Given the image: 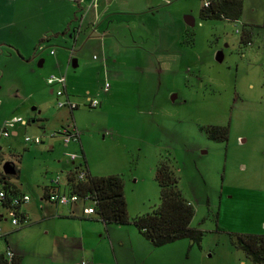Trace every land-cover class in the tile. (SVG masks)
I'll return each mask as SVG.
<instances>
[{
    "label": "rangeland",
    "instance_id": "obj_1",
    "mask_svg": "<svg viewBox=\"0 0 264 264\" xmlns=\"http://www.w3.org/2000/svg\"><path fill=\"white\" fill-rule=\"evenodd\" d=\"M172 1L150 11L156 16L144 41L124 36L111 57L89 39L109 34L99 12L83 30L86 17L80 18L77 32L84 33L75 41L72 0H0V172L10 162L15 172L5 173L7 180L31 198L23 205L29 224L17 230L9 220L0 224L25 264H252L230 236L264 234V27L255 30L252 45L241 43L243 27L264 24V2H245L238 20H205L204 0ZM67 27L66 38L53 36ZM102 50L113 62L108 93L102 91L105 71L99 74L93 59ZM77 71L86 73L85 86L100 106L85 105L86 88L79 90L82 83L72 75ZM64 72L79 95L74 111L59 108L57 87L53 94L47 84ZM210 125L229 126L228 140L210 139ZM74 127L81 141L52 136ZM83 150L93 175L124 178L132 219L160 205L155 169L169 157L195 208L191 225L203 231L200 244L185 238L156 247L133 223L105 225L90 200L71 206L44 198L45 188L57 177L65 182L71 167L86 168ZM71 207L95 219L64 220ZM49 211L57 218L45 220ZM7 249L0 238V252Z\"/></svg>",
    "mask_w": 264,
    "mask_h": 264
},
{
    "label": "trees",
    "instance_id": "obj_2",
    "mask_svg": "<svg viewBox=\"0 0 264 264\" xmlns=\"http://www.w3.org/2000/svg\"><path fill=\"white\" fill-rule=\"evenodd\" d=\"M243 4L244 0H211L209 6L203 5L201 8L200 17L205 20H238L242 16ZM246 28L243 27L241 33V43L244 45L250 41L252 36V32ZM205 132L214 141H224L228 140L229 126L210 125L205 127ZM85 166L86 177L83 180L76 178L75 171L70 173L68 190L78 194L84 201V198L88 197V200L94 203L97 218L105 225L133 223L139 232L156 247L185 238L189 239L192 244H200L203 231L191 225L195 208L182 192L179 186V177L176 175L169 157H162L155 169V180L160 187V205L150 212L135 216L133 219L129 215L124 178L120 174L92 175L87 170L86 161ZM0 178L6 179L8 196L21 193L15 184L7 180L5 172H0ZM54 188L57 187H46L44 198L49 200V193ZM7 201H10L9 197L3 201V206H6ZM21 211L20 216L26 218V222H23L15 230L30 223L29 215L22 209ZM84 215L87 214L84 213ZM70 217L74 218V216ZM1 238H4L8 245L7 235ZM230 239L236 248L245 253L252 264H264V234L232 233ZM22 261V255L14 253L10 259L6 252L0 253V264H22Z\"/></svg>",
    "mask_w": 264,
    "mask_h": 264
},
{
    "label": "crops",
    "instance_id": "obj_3",
    "mask_svg": "<svg viewBox=\"0 0 264 264\" xmlns=\"http://www.w3.org/2000/svg\"><path fill=\"white\" fill-rule=\"evenodd\" d=\"M247 1L248 0H244V3L245 2L247 3ZM250 1L252 3V0H249V2ZM72 2L74 3V5H76V10L74 11V19L75 20H73V21H75V23L74 24L71 23L72 26H73L72 27L73 31L76 33V35L74 36V40L76 41L77 35H80V33H84V31H81L80 33L77 32V30H78L77 27H79L80 24H81L80 18L82 16H84V15L86 17V19L84 17L85 20L81 24V26H82L81 30H83L85 26H87V25L91 24L92 22L96 21L95 14L98 15V12H99V14L101 16L100 21L104 20L105 17H106V20L104 21V23H109L108 24L109 25V29H108L109 34L107 35L106 39L99 38L98 36H96V37L92 36L91 38L89 37V39L95 40V41H100V43L102 44V49L107 47L108 50L106 49V51L109 53V56H111V57H113V55H114V49L117 48L118 45H120L121 42L124 40L123 39L124 36L126 37L128 35L126 37V39H132L133 38V39L144 41L145 40L144 38L147 35V33H144V30H146V28H149L150 26L154 25V23H152V22L154 21L153 19L156 16V14H155V16H152V13L150 11L154 10V9H157V11H158V9L164 3L166 5H168V4L172 5V3H173L172 0H99L98 8L96 10L95 9L88 10L90 0H72ZM263 2H264V0H263ZM186 19H189L190 21H191V19L194 20V18L192 16H185V22H186ZM194 23H195V20H194ZM71 24H70V26H71ZM186 24H188V23L186 22ZM249 25L250 26L248 27V30H250L252 32V35L254 34L255 30H257V28H260V27L263 28L264 27V24L250 23ZM259 25H262V26H259ZM144 26H146V27H144ZM68 28L69 27H67L63 31L55 32V34H53V36H55V37L63 36L64 38H66L67 35H68V32H69V31H67ZM252 42H253V37L251 36L250 37V41L247 42L245 45H247V46L248 45H252ZM122 44H123V42H122ZM135 45H136V48H137L135 50V53H139L142 56H144L145 54L142 51V47L137 45V44H135ZM105 52H104V50H102L101 57H98L97 55H94L93 59L95 61H98L97 66L99 67V74L101 73L102 68L105 71V77H104V80H103V85H102V89L103 90L102 91L105 92V93H108V92H110L112 90V84H111V82L109 80V77H108L109 73H108V69L107 68H108V65L112 64L113 62H111L109 59H106ZM74 60H76V63H77L76 67L73 66V64H74L73 61ZM73 61H72L73 68H78L80 66L79 60L73 59ZM107 61H109V62H107ZM115 61L116 60H114V62ZM40 63H42V64H40ZM43 63H44V60L41 59L40 62H39V65L40 66L43 65ZM62 74L66 76V96H68L72 101H75L76 103H78L79 107H80L81 103L78 100H76V98H77L76 96H79V95H76L75 93H73L68 87L67 75H66L67 73L64 72ZM85 74L86 73H82L81 74V73H79V71H77L76 73L72 74L76 78L78 76V81H81V83H82V86L80 87L79 90H83V89L86 88L85 93L81 97H83L86 100L85 101V105H87L89 103L88 99H89V97H91L93 99H98V101H99V105L98 106H100L101 105V100L98 97H96V95H94V93H92V88H91L92 86H88V87L85 86V85H87L84 82ZM107 81L110 83V88L108 90H105L104 87H105V83ZM74 88L78 89L76 84L74 85ZM50 89H51V93L55 94V91H53V87L52 86H50ZM56 97H57V95H56ZM57 101H58V97H57ZM79 107H77L76 109H78ZM76 109H74V110H76ZM74 110H72V111H74ZM74 129L77 130L75 127H74ZM13 130H14L13 134L17 135V131L15 129H13ZM70 140H73V142L81 141V133H80V135H79L77 140H74V139H70ZM83 152H84V150H83ZM83 159H85V161H87V163H88L87 164V170H89L91 172L90 164H89V162L87 160V156H86L85 152L83 153ZM71 168L69 169L70 171H68L66 173V177L64 179L65 182L62 181V179L60 177L59 183L54 182L52 186H54V185L58 186V188L60 190L64 191L63 189L66 188L64 186V184H66L67 187H68V177H69L70 173L73 172L75 169L80 168V167H75L74 166L72 169ZM2 171H4V170L2 169ZM91 174H92V172H91ZM113 174H117V173H113ZM94 175H96V176H106V175H111V174H94ZM19 190H20L21 193L27 194L26 192L22 191L21 189H19ZM23 205H22V209H23V211H25L27 213V210H25ZM69 210H70V216H74V218L70 217V216L69 217L68 216L67 217L63 216L64 220H74V219H76L78 217H89L88 215H84L82 209L77 211V210H74V208L71 207ZM57 213H59V212H57ZM55 216H57V215L55 213L51 212V211H49L48 214H43V217H44L45 220L46 219L57 218ZM69 218H71V219H69ZM81 220H84V219H81ZM3 221H7V220H3ZM3 230H4V226H3ZM9 232L10 231L4 230V235H7V240H8ZM65 235H67L66 232H65ZM8 246L16 255H22L23 256V252L15 249V248H11L9 243H8L7 247ZM0 253H5V252L1 251ZM24 260H25V258L23 256L22 264H25ZM55 262H57V264H61L62 261L56 260ZM38 264H44V263L40 262Z\"/></svg>",
    "mask_w": 264,
    "mask_h": 264
},
{
    "label": "built area",
    "instance_id": "obj_4",
    "mask_svg": "<svg viewBox=\"0 0 264 264\" xmlns=\"http://www.w3.org/2000/svg\"><path fill=\"white\" fill-rule=\"evenodd\" d=\"M211 3V0H204V6H209ZM98 8V0H91L89 2V8L90 9H97ZM47 83L51 86H57L56 89V95L58 97L57 106L59 108L67 107L71 110L76 109L79 107V104L75 101H72L68 96H66V77L65 75H51L47 79ZM110 88V83L107 81L105 83V90H108ZM89 103L88 105L90 107H97L99 104V101L97 99H93L89 97ZM2 135V130H0V137ZM57 135H63L67 139H74L77 140L79 137V133L77 130H70L69 128H64L63 130H60L59 132H54L52 136ZM27 142L30 143H40L42 142V139L40 137L31 138L29 136L25 139ZM76 172V178L78 180H83L86 177V170L82 168H77L74 170ZM4 172V171H3ZM56 183H59L60 177L56 178ZM55 186V185H54ZM57 188H54L49 193V201L56 203V204H62V205H71L77 201H79L80 197L78 194L71 193V192H65L62 191L56 186ZM6 197L10 198V201L6 202V206H3V201L6 200ZM85 201L88 200V197L84 198ZM31 200L30 196L28 194L24 193H18L8 196V190L6 189V179L0 178V221L3 220H9L11 224L14 227H20L23 222H26V218H22L20 216V212L22 213V205L29 203ZM23 210V209H22ZM83 211V213H86ZM89 215V214H87ZM4 236V230L2 225L0 224V238ZM6 254L8 258H12L14 256V252L8 248L6 251Z\"/></svg>",
    "mask_w": 264,
    "mask_h": 264
},
{
    "label": "water",
    "instance_id": "obj_5",
    "mask_svg": "<svg viewBox=\"0 0 264 264\" xmlns=\"http://www.w3.org/2000/svg\"><path fill=\"white\" fill-rule=\"evenodd\" d=\"M186 22L189 25H194V20H192V19H191V21L189 19H186ZM220 58H222L221 53H220ZM73 63H74L73 66L76 67L77 66L76 60H74ZM40 64H42V63H40ZM13 168L14 167L12 166V164L10 162H6L3 165V170H4L5 173H9V172H13L14 173L15 171H14Z\"/></svg>",
    "mask_w": 264,
    "mask_h": 264
}]
</instances>
